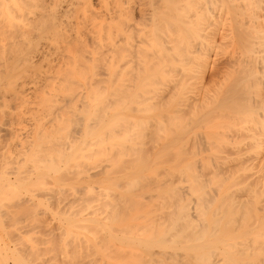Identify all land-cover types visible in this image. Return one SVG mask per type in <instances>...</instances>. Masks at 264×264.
Instances as JSON below:
<instances>
[{
	"label": "clouds",
	"instance_id": "9594fccd",
	"mask_svg": "<svg viewBox=\"0 0 264 264\" xmlns=\"http://www.w3.org/2000/svg\"><path fill=\"white\" fill-rule=\"evenodd\" d=\"M0 264H264V0H0Z\"/></svg>",
	"mask_w": 264,
	"mask_h": 264
}]
</instances>
